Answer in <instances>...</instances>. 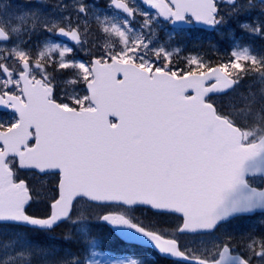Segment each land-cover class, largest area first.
<instances>
[{
	"label": "snow or ice",
	"instance_id": "1",
	"mask_svg": "<svg viewBox=\"0 0 264 264\" xmlns=\"http://www.w3.org/2000/svg\"><path fill=\"white\" fill-rule=\"evenodd\" d=\"M0 264H264V0H0Z\"/></svg>",
	"mask_w": 264,
	"mask_h": 264
},
{
	"label": "trees",
	"instance_id": "2",
	"mask_svg": "<svg viewBox=\"0 0 264 264\" xmlns=\"http://www.w3.org/2000/svg\"><path fill=\"white\" fill-rule=\"evenodd\" d=\"M98 231H105L104 229H102V228H98Z\"/></svg>",
	"mask_w": 264,
	"mask_h": 264
},
{
	"label": "rangeland",
	"instance_id": "3",
	"mask_svg": "<svg viewBox=\"0 0 264 264\" xmlns=\"http://www.w3.org/2000/svg\"><path fill=\"white\" fill-rule=\"evenodd\" d=\"M164 38H161V42H163Z\"/></svg>",
	"mask_w": 264,
	"mask_h": 264
}]
</instances>
